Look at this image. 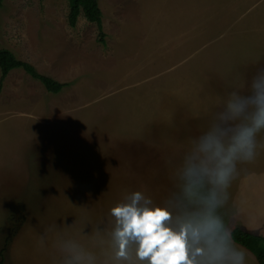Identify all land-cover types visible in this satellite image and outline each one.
<instances>
[{
  "label": "rangeland",
  "instance_id": "1",
  "mask_svg": "<svg viewBox=\"0 0 264 264\" xmlns=\"http://www.w3.org/2000/svg\"><path fill=\"white\" fill-rule=\"evenodd\" d=\"M97 3L103 45L82 15L68 25L67 0L2 2L0 47L65 83L50 93L21 69L0 83V247L8 217L24 215L5 264H61L64 240L103 259L111 207L134 191L157 204L177 193L190 141L264 68V0ZM237 168L219 213L264 237V148Z\"/></svg>",
  "mask_w": 264,
  "mask_h": 264
},
{
  "label": "clouds",
  "instance_id": "2",
  "mask_svg": "<svg viewBox=\"0 0 264 264\" xmlns=\"http://www.w3.org/2000/svg\"><path fill=\"white\" fill-rule=\"evenodd\" d=\"M264 68L238 83L214 120L193 138L174 172L177 193L157 204L141 191L110 209V252L101 259L75 240L58 243L61 264H247L220 215L238 164L264 143Z\"/></svg>",
  "mask_w": 264,
  "mask_h": 264
},
{
  "label": "trees",
  "instance_id": "3",
  "mask_svg": "<svg viewBox=\"0 0 264 264\" xmlns=\"http://www.w3.org/2000/svg\"><path fill=\"white\" fill-rule=\"evenodd\" d=\"M67 1L68 13L66 18L68 25L70 27H74L78 16L82 15L88 22L95 24L97 28V41L103 45L104 33L102 31L101 24V11L97 0ZM2 2L3 0H0V8L2 6ZM13 69L23 70L31 78L38 80L45 90L50 93H58L65 86V83L55 81L51 77L37 72L32 64L16 58L10 50L0 47V83ZM17 209L22 210V204H18ZM23 220L24 215L20 212L16 215L11 214L8 217L10 225L4 233L0 247V264H5L3 254L9 245L10 238L17 231ZM230 230L236 244L250 252L258 264H264V237L247 232L239 226H234Z\"/></svg>",
  "mask_w": 264,
  "mask_h": 264
}]
</instances>
